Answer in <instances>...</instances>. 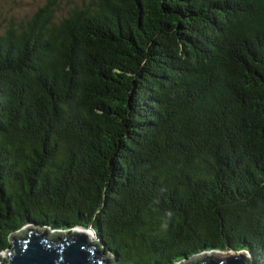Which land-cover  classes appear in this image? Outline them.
Wrapping results in <instances>:
<instances>
[{
    "label": "trees",
    "instance_id": "obj_1",
    "mask_svg": "<svg viewBox=\"0 0 264 264\" xmlns=\"http://www.w3.org/2000/svg\"><path fill=\"white\" fill-rule=\"evenodd\" d=\"M0 26V253L92 226L112 264H264V0H46Z\"/></svg>",
    "mask_w": 264,
    "mask_h": 264
},
{
    "label": "water",
    "instance_id": "obj_2",
    "mask_svg": "<svg viewBox=\"0 0 264 264\" xmlns=\"http://www.w3.org/2000/svg\"><path fill=\"white\" fill-rule=\"evenodd\" d=\"M73 228L71 231L53 232L48 228L22 227L9 237L10 247L5 262L0 264H108L113 260L99 250L94 241L93 228ZM210 251L196 255L180 264H252L246 251Z\"/></svg>",
    "mask_w": 264,
    "mask_h": 264
},
{
    "label": "rangeland",
    "instance_id": "obj_3",
    "mask_svg": "<svg viewBox=\"0 0 264 264\" xmlns=\"http://www.w3.org/2000/svg\"><path fill=\"white\" fill-rule=\"evenodd\" d=\"M46 0H0V24H6L9 19H13V21L16 23L20 21L21 19H24L26 17H29L30 15L33 14V12L41 5L44 4ZM79 1V0H78ZM65 4V2H64ZM63 4V5H64ZM0 33H1V26H0ZM30 226L25 225L23 227H28ZM47 228V227H46ZM81 229V227H76ZM90 228H93L90 226L89 228L86 229V231H91ZM50 234L53 232H64L66 230H53L50 227L48 228ZM94 241L98 240L97 236L93 238ZM101 249V246L99 247V250ZM225 254L224 252H222ZM201 254V253H200ZM110 258L113 260L112 254L108 253ZM1 256V262H5V252L3 251L0 253ZM187 260H183L181 262H177L176 264L184 263ZM112 262V263H113ZM108 263V264H112Z\"/></svg>",
    "mask_w": 264,
    "mask_h": 264
}]
</instances>
